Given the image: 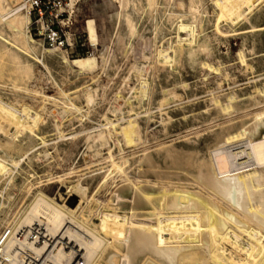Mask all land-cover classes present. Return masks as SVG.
<instances>
[{"label":"bare ground","instance_id":"obj_1","mask_svg":"<svg viewBox=\"0 0 264 264\" xmlns=\"http://www.w3.org/2000/svg\"><path fill=\"white\" fill-rule=\"evenodd\" d=\"M24 1L0 0V47L13 53L8 58L14 62L12 66L16 64L18 78L28 75L23 60L42 64L50 75L55 70L58 95L49 96L36 91H26L27 94L39 96L43 102H54L62 120L69 115L66 116V125L72 127H83L95 116L98 125L92 129L86 126L83 143L94 157L102 156L101 151L105 149L102 160L107 166L89 173H75V179H68L67 183L65 176L72 173L50 176V180L67 184L69 192L77 189L84 193L92 186L90 195L80 193L76 208H70L64 200L58 202L40 187H35L24 208L6 223L8 228L0 236V264H264V107L244 113L226 128L211 132L203 140V149L197 146L201 141L199 132L184 139L180 145L159 142L158 147L147 145L156 136H148L137 117L145 114L142 110L149 104L151 79L148 77L152 72L148 67L152 63L148 67L139 61L129 63L126 72L134 77L136 84L123 86L110 94L109 99L99 100L102 97L99 98L101 86L97 77L93 78L92 87L82 88L84 91L80 92L86 109L74 99L80 91L78 81L87 74L101 69L111 73L112 77L117 76L122 69L117 56H124L127 61L129 49L123 31L116 33V52H111L110 47V33L121 25V13L107 18L110 27L102 18L105 37H99L94 22L89 21L86 28L94 50L92 54L73 60L61 57L62 65L54 64L55 68L47 64L48 58L46 63L35 52L37 45L44 54H49L50 50L29 35V10ZM147 1L153 4V0ZM188 1L190 6L196 3V0ZM209 1L213 9V36L225 39L240 36L250 51L259 49L253 53L259 55L251 59H247L242 50L237 56L244 73L264 71V0ZM125 15L122 30H132L133 17L128 12ZM192 17H180L175 24V39H168L167 47L155 50L158 67L151 66L156 69V78L167 84H163L165 87L169 86V89L163 86L165 89L159 90L161 96L157 102L158 121L165 130L173 121L165 109L179 98L175 88L188 91L189 84L182 74L186 64L191 66L192 55L196 52L208 51V41L203 36L205 26L201 22L197 25L195 16ZM200 65L203 71L217 77L218 89L222 82L229 83L233 78L228 71L222 72L220 67L208 61ZM3 71L0 70V75ZM66 83L72 84L67 92L60 88ZM74 89L79 91L71 92ZM221 95L214 98L209 95L213 98L209 103L217 115L223 113L228 118L229 114L244 110L247 104L264 102V80L255 82L237 96L232 92ZM100 106L102 112L97 110ZM207 109L204 108L203 112ZM44 114H48L45 105L35 111L24 103L16 106L0 98V132L5 139L3 145L0 142V176L7 183L12 182L22 159V155L15 156L12 152L22 151L26 157L34 153L33 159L36 160L50 155L45 148L49 143L45 127L51 123L44 120ZM200 115L192 114V118ZM54 123L50 126L58 136L53 148L59 152L75 136L72 134L66 138L61 128L64 123ZM133 146L141 147L139 154L138 151L136 154L134 151L125 152ZM103 189L110 195L105 200L107 204L96 197ZM19 250L24 251V255Z\"/></svg>","mask_w":264,"mask_h":264},{"label":"rangeland","instance_id":"obj_2","mask_svg":"<svg viewBox=\"0 0 264 264\" xmlns=\"http://www.w3.org/2000/svg\"><path fill=\"white\" fill-rule=\"evenodd\" d=\"M120 2H123V6H121ZM70 3L71 0L24 1L26 9L29 10V35L34 40L41 42L42 46L45 49L50 50V53H45V55L43 53L44 51L42 52L40 50L41 47L37 45L35 46V52L44 62L47 63V61L49 60L47 64L50 65V67H55L54 64L58 65V63L59 65H62L61 57L64 56L73 60L92 54L94 50L89 43V33L86 28L89 21L94 22L98 36L105 37V33L102 29V18H105V25L107 27H110L108 25L109 19L107 20V18H109L110 16H115L119 12L121 13V25L123 24L124 18L126 16L125 14H127V12L130 16L133 17L134 28L132 30H122V26L120 25L119 28H117L115 31L111 30L110 33V47L112 49L111 52H116V33H120L121 31H123L124 33L123 36L125 35L124 42L129 49L127 52V61L124 56H117V63L122 68L119 71V74L112 77L111 73H106L101 69H96L92 74H87L85 78L78 81L80 91L78 89H74L71 91H74L75 93L76 90L79 91L76 94L73 93L72 96H74L75 94L76 97L74 96V99H76V101L78 100V104L80 106H83L84 109H86V107L82 96L80 97V92L82 93L86 87L90 88L93 86V84L91 83L94 77H97L99 79V83L101 86L100 89H102H99L98 94L99 98L102 97L99 100L102 101L104 97L109 99L112 93L119 91L123 86L132 87L136 84L135 79H133L134 77L132 75L130 76V74L126 72L129 63L139 61L143 65L146 64V67H148V65H151V63V66L154 67L156 65V67H158V65L156 64L157 61L155 50L160 49L162 46L167 47L168 39H175V24L181 16L185 15L187 16V18H193L192 16H195V22H198H196L197 25L201 22L202 26H205L204 29L206 31H204L203 36H206L207 38L208 51L204 50L198 51V53L196 52V54L192 55L191 66L188 63L186 64L184 70L185 72L183 71L182 74L184 80L189 84V87L187 89L188 91L184 92L180 87L175 88L177 94L179 95V100L176 99L172 101L169 104V108L167 107L168 109H165L173 120L166 130L163 129L160 122L158 121L159 113L157 109H159V107L157 106V102L159 101V97L161 96V91L159 90H161V88L167 89V87L169 89V86L165 87V85L167 84H165L163 81H160L158 77L156 78V69H154L156 67L151 68V66H149L151 69L148 67V70L152 72L151 75H149L151 77H148V80L151 79L149 80V91L151 96L149 95L148 97L149 104L147 106L148 108L146 107L148 111L146 109L142 110V112H145L146 115L142 114L138 116L139 118L137 117L138 122L143 127L145 126L144 128L147 132L146 134L148 136H156H153L155 138H153V140H156L155 142H157V144L155 142H152L153 140H151V138L149 141L150 144L148 143L147 145L155 147L156 145L158 147L160 146V144L164 143H175L180 145V143L183 142L184 139L192 138L196 133L199 132V134H201V141L197 144V146L199 149H203V140L206 139L209 134H211V132L213 133L214 131V133H216L215 131L226 128L228 125L232 124V122H235L246 113L249 114L251 112H254L255 109L257 110L264 107V102L262 101H260V103L258 104L250 103V105H245L246 109L244 108V110L242 109L240 111H236L233 114L231 113L232 115H227L228 118L225 117L226 115L223 116V113H219L221 116H219V114L217 115L215 113V110L211 107V103L209 102L214 97L222 96V93L224 95V93L227 94L228 92H232L235 94V96H237L240 91H246L250 89L255 82L264 80V71L260 72L259 74H251L250 72L244 73V70L242 69V67H240V63L238 60L239 58L237 56L238 51L242 50L247 59H251L259 55L253 54L259 49L250 51L247 44H245L240 36L226 39L213 36L214 18L212 5L209 0H196V3H193L192 6L189 5L188 0H153V4H149L147 0H73L72 5L69 6ZM182 12L186 14H181ZM52 32L57 33V38L54 40L49 39ZM1 47L0 51L2 52H0V70L3 71V69L5 68L4 70L6 71H3V78L2 75H0V98L2 99V101L12 103L16 106H18V104L24 103L32 107L35 111H40L42 105H45V108L48 110V114L43 115L44 120H50L51 122L48 121L49 124L51 123L50 125H53L52 123L54 122H63L64 125L63 127H61L63 135L66 136V138H70L71 136H73L72 134H74L75 137H72V139L68 141L69 144L65 149L63 148V150H59V152H56L53 147L55 146L54 142L58 135H56V130H54L52 126L48 125L47 127H45V131L47 132L45 134V136H47L46 140L49 141V143H47L45 147L50 153L48 158L36 160L33 159L34 153H29V156L26 157L23 155L22 151H17L15 153L12 152V154H15V156L22 155V159L20 162V166L17 167L14 172V178L11 183H7L6 179L0 176V236L8 228V225L6 223L10 222L13 217L17 216L21 212L22 208H24V204H26L27 200L31 197V195L35 191V187L37 186L40 187L49 196H53L58 202L64 200V202L70 208L77 207L81 194L88 196L93 191L91 186L89 187L90 190H87L84 193L83 191L79 192V190L77 189L69 192V189H67L66 186L67 184L65 185V183L55 181V179L50 180V176L53 177L56 175L59 176L66 175L67 173H72L69 176H65V182L67 183L68 179H75V173L76 175L89 173L97 168H106L107 166L104 160H102V156L104 155V153H106L105 149V151H101L102 156L97 155L96 157H94L95 155L93 153L91 154V152L86 149V146L83 143V139L85 136L84 131H86L88 128L92 129L91 127L94 128L98 125V123H95V116L91 117V121H86V125L84 123L85 126L83 127L79 125H75L72 127L71 125H66V120L69 115H63L65 121L64 119L62 120L60 114L57 113L54 102H43L41 98H39V96L36 97L27 94L28 91H36L49 96L58 95L59 87L54 83V79L56 77L55 70L53 69L50 75L42 64H34V62L30 60H23V66L25 65L24 67L28 69V75L25 77L22 76V79L20 77L18 78L15 74L16 64L15 66H12L14 62L9 60L10 58H8L12 56L13 53L6 47H3L5 49ZM1 53L3 54V57ZM142 55H145V57L147 58ZM144 58L148 60L146 61ZM203 61H208L220 67L222 72L228 71L230 77L231 75L233 76L232 80L230 79L229 83L227 81V83L225 81L222 82L220 89H218L217 77L214 74H209L205 70L203 71V69L201 68L200 63ZM1 67L3 68L1 69ZM12 74H14V76ZM260 74L262 75V77L258 78L257 76ZM71 85L72 84L70 83H66L61 85L60 88L67 92V89L71 87ZM209 95L213 98H211ZM154 97H156L155 100L153 99ZM239 99L241 98H237V100ZM203 102L206 107H204L205 105L203 104ZM120 104H122V102H120ZM207 107L208 109H210L208 110ZM204 108L207 109V113L203 112L205 111ZM97 110L98 112H102L103 108L100 106L99 108L97 107ZM123 110L125 111L126 109ZM52 113L54 114L52 115ZM198 113H201V118L200 116L192 118V114L195 115ZM107 114L109 117L114 118L111 113ZM232 116L233 118H231ZM142 117L143 120L141 119ZM151 117L152 119H150ZM227 120H229V122H225ZM165 131L167 132L165 133ZM163 132L164 134L162 135ZM183 135L184 138H182ZM4 141L5 139L0 132V142H2V145L5 143ZM160 141H162L163 143H161ZM36 143L38 144V142ZM36 149L39 152V147H37ZM139 150H141V147L133 146L126 149L125 152L134 151L136 154V152L138 151L137 154H139ZM114 151L116 152L117 148H115ZM189 189L193 190L194 187H189ZM104 190L105 189H103L102 191L100 190L96 197L98 200L106 202L107 204V201L105 200H107L110 195H108L109 192L106 193V191ZM9 196L11 198H8ZM7 217L9 218L7 219ZM19 251L21 255H24V251Z\"/></svg>","mask_w":264,"mask_h":264},{"label":"built area","instance_id":"obj_3","mask_svg":"<svg viewBox=\"0 0 264 264\" xmlns=\"http://www.w3.org/2000/svg\"><path fill=\"white\" fill-rule=\"evenodd\" d=\"M57 38V33L56 32H52L51 36L49 37L50 40H54ZM76 264H78V262H76Z\"/></svg>","mask_w":264,"mask_h":264}]
</instances>
